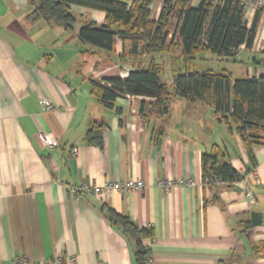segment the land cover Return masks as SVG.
Masks as SVG:
<instances>
[{
	"label": "crops",
	"instance_id": "0c3cea01",
	"mask_svg": "<svg viewBox=\"0 0 264 264\" xmlns=\"http://www.w3.org/2000/svg\"><path fill=\"white\" fill-rule=\"evenodd\" d=\"M162 0H153L156 19ZM249 26L262 10L251 50L240 48L233 79L264 76V0H241ZM199 0H192V7ZM35 0H0V262L13 264H137L134 238L106 218V209L139 230L154 264H264V147L254 150L255 169L235 134L202 103L173 99L161 115L155 100L125 95L113 109L97 103L90 81L126 79L129 44L116 39L106 54L82 43L84 22L100 25L105 13L71 6L77 21L64 31L35 18ZM90 53V54H87ZM162 80L172 84L170 60ZM52 104L44 110L40 101ZM103 124L100 149L87 132ZM38 132L53 136L43 146ZM213 146L244 179L229 187L202 186V153ZM256 173V179L253 176ZM193 180L187 192L160 190V179ZM142 181L144 188L97 196L84 183ZM249 193L250 196H246ZM252 214L261 224L252 226ZM153 239L154 242H150ZM59 259L58 261H56ZM72 260V261H70Z\"/></svg>",
	"mask_w": 264,
	"mask_h": 264
},
{
	"label": "trees",
	"instance_id": "16d2710c",
	"mask_svg": "<svg viewBox=\"0 0 264 264\" xmlns=\"http://www.w3.org/2000/svg\"><path fill=\"white\" fill-rule=\"evenodd\" d=\"M191 1L162 0L156 19L151 11L153 0H35L32 15L71 31L77 21L71 6L104 12L102 24H82L77 31L79 41L106 54L114 53L116 39L129 44V50L120 57L130 58L134 69L126 79H106V85L90 81L97 103L113 109L116 99L125 95L148 97L164 115L173 99L190 105L200 102L238 137L251 165L247 172H252L254 150L264 147V76L233 79L226 70L195 72L191 66L204 53L234 63L241 47L251 50L262 10L255 11L248 26L246 5L241 0H199L195 7ZM166 58L170 60L171 85L162 80ZM103 128V124L95 123L86 135L88 142L100 149ZM224 158L225 153L217 146L202 153V186L229 187L244 179L245 173L222 161ZM106 218L135 239L136 263L144 264L149 251L143 248L141 238L147 237L148 231L139 230L111 209H106ZM251 224L260 225L261 216L252 214Z\"/></svg>",
	"mask_w": 264,
	"mask_h": 264
},
{
	"label": "built area",
	"instance_id": "2783aa9c",
	"mask_svg": "<svg viewBox=\"0 0 264 264\" xmlns=\"http://www.w3.org/2000/svg\"><path fill=\"white\" fill-rule=\"evenodd\" d=\"M40 105L44 108L46 111H50L52 109V104L49 101L42 100L40 101ZM37 138L39 142L49 148L52 149L54 146L53 136L51 134L45 133V132H38ZM253 176L256 179V173L253 172ZM158 188L162 190L163 192L169 193L173 191L176 188H184L187 192L192 191L196 187V183L193 180H178V179H160L157 182ZM144 188V184L142 181L137 180H128L125 182H117V181H108L105 182L103 185H95L92 183H84L80 188H72L71 191L73 194H77L79 191L83 190L85 192H92L93 194L97 196L101 195H110L114 192H129L134 190H142ZM246 196H250L249 193H246ZM146 230L150 229V226L145 227ZM150 242H154L153 239H150ZM57 259L56 261H58ZM72 261V260H70ZM1 264V262H0ZM13 264H28V260L25 257H18L15 258L13 261ZM144 264H154L153 258L148 255L145 259Z\"/></svg>",
	"mask_w": 264,
	"mask_h": 264
},
{
	"label": "rangeland",
	"instance_id": "374dc122",
	"mask_svg": "<svg viewBox=\"0 0 264 264\" xmlns=\"http://www.w3.org/2000/svg\"><path fill=\"white\" fill-rule=\"evenodd\" d=\"M237 65L238 64H235L232 61H228V62L220 61L214 56L208 53H204L192 64L191 71H195V72L212 71L215 73H219L225 69H233V67Z\"/></svg>",
	"mask_w": 264,
	"mask_h": 264
}]
</instances>
